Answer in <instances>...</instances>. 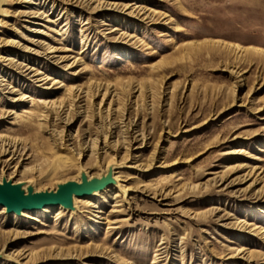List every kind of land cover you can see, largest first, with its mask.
I'll return each mask as SVG.
<instances>
[{"label":"rangeland","instance_id":"374dc122","mask_svg":"<svg viewBox=\"0 0 264 264\" xmlns=\"http://www.w3.org/2000/svg\"><path fill=\"white\" fill-rule=\"evenodd\" d=\"M132 3L142 11L131 13ZM0 7V76L14 89L0 86V108L14 113L0 120V135L24 149L5 172L18 165L15 180L55 190L84 170L100 177L112 159L121 176L106 188L122 196L99 191L90 212L76 203L27 215L0 210L8 256L0 264H264V237L244 226L264 230V182L248 176L254 165L264 170V0ZM34 38L43 45L25 50ZM52 46L61 50L47 53ZM26 65L50 80L39 82ZM109 131L99 157L83 151L88 137ZM57 155L74 165L49 176Z\"/></svg>","mask_w":264,"mask_h":264},{"label":"bare ground","instance_id":"6f19581e","mask_svg":"<svg viewBox=\"0 0 264 264\" xmlns=\"http://www.w3.org/2000/svg\"><path fill=\"white\" fill-rule=\"evenodd\" d=\"M1 2H2V0H0V6H1ZM133 4L134 3H132L130 5H127V9H130L131 13H133V12H135V11H137L139 9L138 13H140L142 11L143 7L141 8L140 6H133ZM2 5H4V4H2ZM4 10L5 9L3 7H0V11L1 12L4 11ZM35 11L31 10L29 12H25V14L27 16H37L38 12H35ZM31 43H32L31 46L27 45V46L24 47V49L27 50V51L35 52L36 51V47H38L40 45H43V41L40 38H36V39L34 38L31 41ZM47 49H48L47 53H49V54L61 50V48H54L53 46L52 47H48ZM1 59L3 61L14 63L15 66H17V67L18 66L20 67V65H22L20 63L15 62L14 59H12V58H7V57H2L1 56ZM60 59H64V57L61 56ZM75 61H77V59H75ZM25 67L27 68L26 69L27 71H30L29 74H32V77H36L39 82H41V81L45 82L46 80H50L49 76H46L39 69H34L33 67H28L27 65ZM54 82H56V81H54ZM0 86L4 87V90L5 89H10V84L6 83V79L4 77L0 78ZM10 90H12L10 93L14 92L13 88H11ZM102 102H103V100H102ZM40 104H41V106H43V108H46L47 110H48V108H50V106H53V102H51V101L49 102L47 100H41ZM106 109L108 111H111V104H109V107L106 108ZM23 112L24 113H29V115H27L26 118H25V120H27V119L29 120L30 115L32 113L31 112H27L26 110L23 111ZM44 112L45 111H40V112L38 111L37 115L35 117L43 119V117H45ZM12 114H14V113H12L11 110H5L3 108H0V120L4 119L5 117H9ZM16 117H17V115H16ZM119 127L122 128V126H120L119 123L118 124L116 123V124H114L112 126L113 130L117 129ZM120 132L122 134L125 133L124 130L120 131ZM114 133H115V131H109V133L106 134L103 139L102 138L100 139V138L88 137L84 141V143L82 144L83 151L86 152V151L90 150L92 154H94L95 156L99 157V153L98 152H94L95 150H97V146L100 148V150H105V151L108 150V148L110 147L108 145V139ZM59 149H63L62 146H59ZM23 154H24V149L18 142L16 143L15 141L10 140L8 138H4L3 136L0 135V166H1V170H0V184L10 183L11 185L18 186L19 190L22 193L29 194V193H40V192H56L59 189L60 186H62L63 184H65L67 182H70V181H67V182L59 183L55 190L38 191V189H36L34 187V184H33L32 180H30V181L29 180L28 181L27 180L26 181L25 180L24 181L15 180V177H16L15 175H16V170H17L18 165L15 167L16 168L15 171L9 172L8 174H7V172H5V169L7 167H8V169L10 168V165L15 161L16 156L20 155V158H22ZM77 154L79 156H81L82 153L79 152ZM256 158H258V157L255 156L254 159H256ZM113 163H114V161H112V159H110L109 163H107V165H106V167L104 169V173L101 174L100 177H92V176L88 175V173L85 172V170L82 171L80 179L78 178L77 179L78 181H74V182H76L78 184H81V183H83V181L91 182V181L95 180V181H97V184H96L95 187L91 188L87 193H84V194H81V195L80 194H76V193H72L71 197H70V203L69 204H64V203L50 204V205L42 206V207H39V208H27V209H22L20 211H9L5 204L0 203L1 213H5L7 211L8 213H15L17 215H27L26 212H29V214H30V212H34V211H38V210L47 212V211L51 210L54 207H59L60 211H61L62 207H64L65 209H69V210H75V209L77 210L76 204L78 206H80L81 208L86 209V211L90 212L92 210V208H96L97 205H98V200H97L98 197L97 196H92V195L98 193L99 191H101L99 193V197L106 198L111 193L113 194V198L114 199H116L117 197H122L118 193V192H120V189L115 190L114 188H106V187H108L110 185H114V184L116 185L117 182H119V180H118V179H120L119 177L121 176V175L120 176L116 175V173L118 174L120 172H115V176L113 175L114 168H115V166H112ZM73 165L74 164L72 163V161L70 160L69 157L64 156V155H57V156H55L53 158V160L51 162V168H50L49 176H51V175L54 176V175H58V174L64 173L66 169L71 168ZM249 175H254L255 176V178L252 176L254 178L253 182H255V181L259 180V179L263 180V182H264V170H262V167L259 166V165L252 166V168L250 169V174H248V176ZM88 196H90V197L89 198H85V197H88ZM115 202H118V201H115ZM114 205L115 204H113V206ZM99 212H102V210H100ZM98 217H101V216H98ZM117 223L118 222H116V221H112L109 224H117ZM244 226H245L246 229H249V231H251V232H253L255 234H259L262 237H264V230L261 227L254 226V224L252 225V224H246V223H244ZM241 251H243V250L240 249L237 252L241 254ZM0 254L4 255L2 257H4L5 259L8 258V256L5 253L2 252ZM24 255H25V253H21L20 254L18 252V253L15 254V252L14 253L12 252L9 256L18 258V257H22ZM29 256H24V258H27ZM242 258H244V259L248 258V253L244 252ZM157 261H158V258H157V255H156V257L154 258L152 263H156Z\"/></svg>","mask_w":264,"mask_h":264},{"label":"water","instance_id":"95a60500","mask_svg":"<svg viewBox=\"0 0 264 264\" xmlns=\"http://www.w3.org/2000/svg\"><path fill=\"white\" fill-rule=\"evenodd\" d=\"M97 181H83L78 184L74 181L67 182L59 187L56 192L22 193L18 186L10 183L0 184V203L5 204L9 211H20L27 208H39L50 204H69L72 193L84 194L95 187Z\"/></svg>","mask_w":264,"mask_h":264}]
</instances>
